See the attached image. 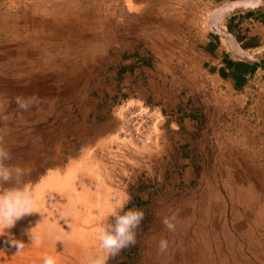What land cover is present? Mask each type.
Returning a JSON list of instances; mask_svg holds the SVG:
<instances>
[{"label": "crops", "instance_id": "crops-1", "mask_svg": "<svg viewBox=\"0 0 264 264\" xmlns=\"http://www.w3.org/2000/svg\"><path fill=\"white\" fill-rule=\"evenodd\" d=\"M44 1L49 6L37 8L36 34L26 38L13 32L7 49L0 48V136L17 154L14 161L23 163L30 155L29 166L37 168L40 134L46 140L42 142L53 146L43 154V160L52 161L53 176L65 171L57 166L64 155L88 166L103 163L117 179L124 175L127 185H133L144 170L139 158L169 161L168 154L176 151L179 166L171 168L176 184L199 176L201 183L209 177L208 183L214 180L219 186H264V60L248 63L222 44L213 55H191L184 28L180 35L170 21L180 20L179 0L175 15L145 0H120L119 5L116 0H81V7L73 6L75 0ZM224 19L242 34L246 29L244 36L231 33L247 51L264 49V10ZM96 32H104L111 42L101 45ZM75 35L89 46L98 41L90 48L94 62L127 65L137 53L149 56L152 64L127 67L121 77L103 75L90 90L89 73L67 64L74 57L56 56L58 43ZM145 38L149 41L141 45ZM26 44L37 46V53L20 49ZM57 63L65 65L51 66ZM34 94L43 103L27 111L17 107L16 97ZM59 106L70 112L66 126L72 141L81 139L80 149L70 142L71 150L64 154L58 145L61 124H40ZM75 109L83 114L82 121L72 113ZM125 128L129 135L123 133ZM86 183L92 181L87 178Z\"/></svg>", "mask_w": 264, "mask_h": 264}, {"label": "rangeland", "instance_id": "rangeland-1", "mask_svg": "<svg viewBox=\"0 0 264 264\" xmlns=\"http://www.w3.org/2000/svg\"><path fill=\"white\" fill-rule=\"evenodd\" d=\"M116 1L119 5L120 0ZM145 1L151 6L162 4L169 8L170 15H175L172 13L178 5V0ZM224 1L179 0L182 8L180 20L174 18L170 21L176 30H180V35L184 28L187 49L192 52L191 55H213L220 50L219 45L222 44L230 54L241 58L239 54L231 52L224 38L209 26L211 12ZM44 3V0H0L2 50L7 49L8 37L13 32L26 38L36 34L39 17L37 8L49 6ZM81 5V0L74 1V7ZM73 27L79 34L77 25ZM220 28L229 32L233 30V33H239V37L247 32L245 28L243 34L242 31L230 28L225 19ZM107 33L110 32H106V35ZM96 34H101V45L112 40L106 38L104 32ZM125 36L123 34V39H127ZM148 41L145 38L140 44L146 45ZM97 45L98 41L94 46H89L88 40H82L75 35L66 43H58L56 52L57 58L61 55L62 58L64 55L74 57L73 62L67 64L89 73L90 90H94L95 83L103 75L114 74L121 77L127 67L152 64L148 61L149 56L137 53L127 65L94 62L90 48L92 50ZM20 49L37 53V46L30 44ZM248 52L259 55L264 49ZM54 65L62 66L65 63L51 64ZM126 99L127 97L122 98L125 101ZM196 103L201 104L200 99ZM61 108L59 106L58 109L49 111V118L40 124L48 127L49 121L54 120L61 124L63 134L58 136V145L61 147L59 154H64L66 149L71 150V143L72 148L80 149L81 139L72 141L70 129L66 126L70 122L67 121L70 112L60 111ZM72 113L82 121L83 114L78 109ZM144 124L140 123V131ZM123 133L129 135L126 128ZM37 141V168L32 169L28 164L32 156L25 155L26 161L22 163L21 160L18 163L13 160L17 154L11 153L9 164L21 168L24 174L20 183L0 186L11 189L29 185L37 205V211L23 217L12 229L0 232V264H43L48 256L53 257L56 264H94L95 260L106 255L99 247L98 237L101 229L112 223L108 210L120 205H124L123 211L130 208L142 209L145 217L137 230L135 246L109 258L107 264H264V186H219L214 180L208 183L209 177L204 178L201 183L199 176L190 183L176 184L171 177V168L179 166V155L176 151L168 154L169 161L158 158L145 161L139 158V164L144 170L133 185H127L128 177L124 175L117 179L103 163L88 166L87 161H71L64 155L57 160V166L59 169L63 167L65 171L61 172V176H53L49 173L52 161L43 160V154H49L53 146L51 143L42 142L46 140L40 134ZM208 165L206 163L207 168ZM125 172L127 174V170ZM87 178L92 184L86 183ZM90 210L98 215L95 220H89ZM165 217H175L174 231L170 232L163 226L161 221ZM26 229H30L31 239ZM161 239L168 241L165 252H160L158 248ZM13 244H20L22 247L18 248Z\"/></svg>", "mask_w": 264, "mask_h": 264}, {"label": "clouds", "instance_id": "clouds-1", "mask_svg": "<svg viewBox=\"0 0 264 264\" xmlns=\"http://www.w3.org/2000/svg\"><path fill=\"white\" fill-rule=\"evenodd\" d=\"M15 103L19 109L27 111L30 107H37L43 103L37 95L29 97H16ZM11 152L5 147L4 139L0 136V186L10 183H20L23 176L21 168L13 166L8 162L11 160ZM124 205L118 208H110L108 214L112 218L106 228L101 229L98 240L99 247L106 254L103 258L94 261V264H107L109 258L118 256L124 249L135 246L137 243V230L140 228L145 213L142 209L130 208L123 211ZM37 211L36 197L32 188L24 184L20 188L0 187V232L12 229L16 223L27 215ZM165 217L161 222L168 231L175 230L173 220ZM29 235L30 229L25 230ZM30 239L31 236L29 235ZM22 247L20 244H13ZM160 252H165L168 248V241L161 239L158 245ZM43 264H56V260L48 256Z\"/></svg>", "mask_w": 264, "mask_h": 264}, {"label": "water", "instance_id": "water-1", "mask_svg": "<svg viewBox=\"0 0 264 264\" xmlns=\"http://www.w3.org/2000/svg\"><path fill=\"white\" fill-rule=\"evenodd\" d=\"M264 10V0H226L215 8L209 16V26L211 29L224 38L248 63H256L264 60V52L259 55L249 53L229 31L218 27L219 18H226L229 15L244 12H259Z\"/></svg>", "mask_w": 264, "mask_h": 264}, {"label": "bare ground", "instance_id": "bare-ground-1", "mask_svg": "<svg viewBox=\"0 0 264 264\" xmlns=\"http://www.w3.org/2000/svg\"><path fill=\"white\" fill-rule=\"evenodd\" d=\"M223 20H224V19H223L222 17L219 18V20H218V24H217L218 27H222V22H223ZM223 40H224V42L226 43V45L228 46V48L230 49L231 52H233L235 55L238 54L237 51H236V50H235V49H234V48H233V47H232V46H231V45H230L225 39H223ZM249 53H250V52H249ZM93 210H94V209H93ZM93 210H90L89 213H88V218H89V220H90V219H91V220H92V219L95 220V219L97 218V216H98V215L95 214V212H94ZM88 218L86 217L87 222H89V221H88Z\"/></svg>", "mask_w": 264, "mask_h": 264}]
</instances>
